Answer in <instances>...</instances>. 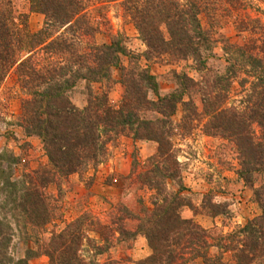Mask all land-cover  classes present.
<instances>
[{
	"label": "trees",
	"instance_id": "obj_1",
	"mask_svg": "<svg viewBox=\"0 0 264 264\" xmlns=\"http://www.w3.org/2000/svg\"><path fill=\"white\" fill-rule=\"evenodd\" d=\"M11 1L0 0V86L11 71L16 72L20 86L29 94L22 101L20 127L26 137L41 140L48 163L14 180L12 167L17 158L9 151L0 153V264H30L41 256L48 257L49 264H84V226L90 216L85 213L77 217L45 239L42 228L56 216V204L45 189L97 167L108 154V144L121 136L157 144L156 152L144 162L134 160L130 174L137 189L152 192L151 206L140 197L138 212L120 203L112 206L108 224L92 221L94 231L105 241L95 256L107 253L113 239L128 243L142 236L152 254L138 264H187L198 258L204 264H264V22L247 13L252 3L29 0L31 10L45 16L44 26L32 32L27 15L19 24L13 19ZM116 1L146 46V61L192 60L203 70L215 44L221 43L229 64L226 74H205L196 81L186 73L174 72L177 88L160 94L157 77L139 63L124 36H114L107 43L95 42L102 27H109L103 2ZM223 12L239 15L235 26L241 35L248 34L241 43L220 41L203 26L201 15L213 25ZM99 13L100 20L95 15ZM86 38L94 42L83 48ZM123 58H127V66ZM116 69L121 71L118 81L124 88L119 106L109 100ZM240 73L241 109L227 105L233 78ZM80 83H85L88 91L83 108L70 98ZM94 85L102 86L101 91H94ZM194 92L200 93L201 109L193 99ZM150 93L156 99H151ZM179 108L183 116L176 125L173 118ZM199 126L205 136L234 145L240 166L237 175L253 192L261 210L260 215L228 234L217 233L221 231L218 227L204 228L180 213L188 207L198 214L184 185L183 165L172 138L178 128L190 133ZM201 212L217 217L227 214L228 206L206 194ZM16 237L25 243L23 257L13 251ZM29 243L32 246L28 247ZM102 264L120 263L108 258Z\"/></svg>",
	"mask_w": 264,
	"mask_h": 264
},
{
	"label": "rangeland",
	"instance_id": "obj_2",
	"mask_svg": "<svg viewBox=\"0 0 264 264\" xmlns=\"http://www.w3.org/2000/svg\"><path fill=\"white\" fill-rule=\"evenodd\" d=\"M252 8L247 11L252 17H259L264 22V0H248ZM106 17L109 21L108 28L103 26L101 33L96 35V43H107L114 36L122 35L126 38L128 48L139 57L138 61L143 67H149L151 73L157 77L159 82V93L166 95L177 88L175 73H186L196 81H200L205 74L225 75L228 67L223 45L216 43L213 54L207 62L206 69H199L192 60L171 62L163 60L146 61L143 57L146 46L139 38V34L132 24L130 17L119 1L106 3ZM11 7L13 19L20 23L24 15H27L28 27L32 32L39 31L44 26L45 16L31 10L29 0H12ZM94 8H90L92 11ZM258 10V11H257ZM241 14V11H240ZM98 20L102 19L101 14H95ZM238 15L219 14L218 20L209 25L206 16L201 15L202 24L205 28L214 33L218 40L228 39L233 43H241L248 34L241 35L236 28L234 19ZM239 16V15H238ZM94 42L88 38L83 39V48ZM123 64L128 65L127 58H123ZM210 69V71H208ZM121 71L116 69L113 72V79L116 81L109 90V100L112 105L119 106L124 94V88L118 81ZM100 85H94L97 93L101 91ZM151 99H156L155 94L150 93ZM28 92L20 86L17 74L11 71L0 86V153L9 151L17 158L13 164V179L18 180L22 174L32 173L46 166L48 158L41 140L37 137H26L20 127V115L22 113V101L28 98ZM241 73L233 78L227 105L241 109ZM72 102L79 108L87 105L88 91L85 83H80L70 92ZM187 99V98H186ZM193 99L199 109L202 108L199 92L193 93ZM182 108L176 112L173 121L178 125L182 120ZM179 128L172 138L177 150L179 161L183 165L182 178L184 185L189 190V196L197 208L198 214L183 207L180 213L185 219H194L199 225L210 229L218 227L223 234H228L240 226H244L250 219L261 214L256 204L253 192L244 186L239 179L238 154L233 144L218 137L205 136L201 126L190 133H184ZM157 144L154 142L134 141L131 137L121 136L115 142L108 144L107 156L97 167L90 169L83 176L72 175L63 180L59 185H49L45 189L47 196L53 198L55 218L45 227L38 228L41 236L49 238L53 233H59L74 219L87 213L84 226L85 239L83 241L82 258L84 264L104 263L108 258L118 261L120 264H138L148 258L152 251L147 240L139 236L136 241L118 243L113 239L112 245L107 253L95 256L96 249L104 245L105 241L100 240L91 222L100 220L108 224L111 220L113 207L120 203L127 206L134 212L140 210L139 198L151 206L152 192L139 190L132 184L130 177L134 160L144 162L154 154ZM206 194L213 195V201L225 203L228 206V213L217 217H210L201 212L202 201ZM56 199V201L54 200ZM58 199V200H57ZM113 206V207H112ZM116 210V209H115ZM119 215V214H118ZM28 227H33L28 225ZM31 232L30 230H28ZM32 233V232H31ZM119 233L115 232L117 238ZM32 243L28 244V247ZM25 243L16 237L13 242V251L16 256L23 257ZM228 257V254H227ZM226 257V258H227ZM30 264H49L46 256L34 259ZM187 264H204L203 260L194 259Z\"/></svg>",
	"mask_w": 264,
	"mask_h": 264
}]
</instances>
